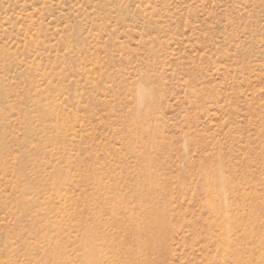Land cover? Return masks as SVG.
Returning a JSON list of instances; mask_svg holds the SVG:
<instances>
[{
	"label": "rangeland",
	"instance_id": "374dc122",
	"mask_svg": "<svg viewBox=\"0 0 264 264\" xmlns=\"http://www.w3.org/2000/svg\"><path fill=\"white\" fill-rule=\"evenodd\" d=\"M0 264H264V0H0Z\"/></svg>",
	"mask_w": 264,
	"mask_h": 264
},
{
	"label": "bare ground",
	"instance_id": "6f19581e",
	"mask_svg": "<svg viewBox=\"0 0 264 264\" xmlns=\"http://www.w3.org/2000/svg\"><path fill=\"white\" fill-rule=\"evenodd\" d=\"M162 215H163V213H162ZM152 220H153L152 221L153 222L152 224H155L156 225L157 223L160 222V225L163 226V219H161V212H156V215H155V217Z\"/></svg>",
	"mask_w": 264,
	"mask_h": 264
}]
</instances>
